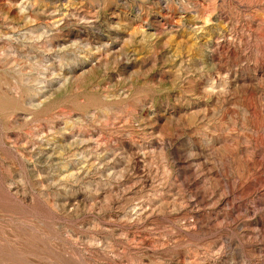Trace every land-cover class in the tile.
<instances>
[{
    "label": "rangeland",
    "instance_id": "374dc122",
    "mask_svg": "<svg viewBox=\"0 0 264 264\" xmlns=\"http://www.w3.org/2000/svg\"><path fill=\"white\" fill-rule=\"evenodd\" d=\"M0 264H264V0H0Z\"/></svg>",
    "mask_w": 264,
    "mask_h": 264
}]
</instances>
